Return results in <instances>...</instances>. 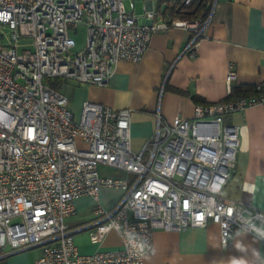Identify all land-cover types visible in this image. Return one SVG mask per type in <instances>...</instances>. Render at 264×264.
Returning <instances> with one entry per match:
<instances>
[{
  "label": "built area",
  "instance_id": "1",
  "mask_svg": "<svg viewBox=\"0 0 264 264\" xmlns=\"http://www.w3.org/2000/svg\"><path fill=\"white\" fill-rule=\"evenodd\" d=\"M134 1L0 0V261L39 249L33 264H144L153 231L182 232L209 221L223 246L235 232L264 241V212L220 196L240 144V128L225 118L264 108V84L247 97L195 105L190 119L166 122L157 113L139 152L131 148V110L85 103L76 118L68 98L48 84L104 87L120 61L139 62L150 38L171 27L190 33L184 54L196 57L209 16L166 21L153 9L192 0H140V17ZM79 26L85 43L74 53L70 29ZM235 80L229 64V94ZM100 166L133 180L103 178ZM103 188L122 193L110 210L100 205ZM81 197L94 202L93 222L70 229L66 220ZM83 229L95 245L115 232L120 248L80 255L73 235Z\"/></svg>",
  "mask_w": 264,
  "mask_h": 264
},
{
  "label": "crops",
  "instance_id": "2",
  "mask_svg": "<svg viewBox=\"0 0 264 264\" xmlns=\"http://www.w3.org/2000/svg\"><path fill=\"white\" fill-rule=\"evenodd\" d=\"M153 9L166 21L180 20L171 19L165 6L153 4ZM208 16L194 59L184 54L189 32L171 27L156 33L141 60L120 61L106 86L73 83L68 98L73 115L77 118L85 103L131 110V148L139 152L153 134L157 113L166 122L176 116L190 119L195 105L225 102L240 88L264 84V0H213ZM229 64L236 72L230 94L225 84ZM225 124L240 128V144L220 196L264 212V108H248L229 116ZM98 171L103 178L133 180L108 167L100 166ZM121 195L118 189H101V207L110 210ZM74 207L75 214L66 220L68 227L89 226L94 219L92 199L81 197ZM73 241L80 255L120 248L119 236L113 231L97 245L91 244L88 229L75 233ZM152 245L153 252L143 258L144 264H264V241L235 232L223 246L218 225L210 221L182 232L155 230Z\"/></svg>",
  "mask_w": 264,
  "mask_h": 264
},
{
  "label": "rangeland",
  "instance_id": "3",
  "mask_svg": "<svg viewBox=\"0 0 264 264\" xmlns=\"http://www.w3.org/2000/svg\"><path fill=\"white\" fill-rule=\"evenodd\" d=\"M143 1L140 0H135V14L136 16L140 17L143 14ZM125 6L127 7V2H125ZM70 36L74 39L76 43V47L74 48L73 52L77 53L81 51L84 47L85 43V37H86V31L85 28L82 26H79L74 29H70ZM48 84L59 91L60 93L64 94L67 98L71 96L72 93V87L73 83L72 81L64 80V79H50L47 81ZM229 117H226L227 119ZM110 170V168H109ZM111 171H114L111 169ZM224 194V192L222 193ZM86 233H83L82 235H85ZM40 255V250L39 249H32L28 250L19 254H16L14 256H11L4 261L0 262V264H9V260H14L16 264H33L34 261L39 257ZM7 261V262H6Z\"/></svg>",
  "mask_w": 264,
  "mask_h": 264
},
{
  "label": "trees",
  "instance_id": "4",
  "mask_svg": "<svg viewBox=\"0 0 264 264\" xmlns=\"http://www.w3.org/2000/svg\"><path fill=\"white\" fill-rule=\"evenodd\" d=\"M213 0H192V2L184 6L181 3H174L167 8L166 13L171 19H180L188 21H203L208 17ZM253 87H244L234 92V97H247L253 94Z\"/></svg>",
  "mask_w": 264,
  "mask_h": 264
}]
</instances>
